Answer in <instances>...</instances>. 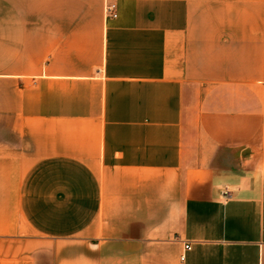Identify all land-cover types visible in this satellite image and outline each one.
I'll return each instance as SVG.
<instances>
[{
    "label": "crops",
    "instance_id": "0c3cea01",
    "mask_svg": "<svg viewBox=\"0 0 264 264\" xmlns=\"http://www.w3.org/2000/svg\"><path fill=\"white\" fill-rule=\"evenodd\" d=\"M0 264H264V0H0Z\"/></svg>",
    "mask_w": 264,
    "mask_h": 264
},
{
    "label": "built area",
    "instance_id": "2783aa9c",
    "mask_svg": "<svg viewBox=\"0 0 264 264\" xmlns=\"http://www.w3.org/2000/svg\"><path fill=\"white\" fill-rule=\"evenodd\" d=\"M105 13L110 14L112 16H115L116 13V4L113 1H107L105 3ZM228 193H224V195H227ZM190 242H185L184 243V249L190 248ZM184 256V254H181V258Z\"/></svg>",
    "mask_w": 264,
    "mask_h": 264
}]
</instances>
